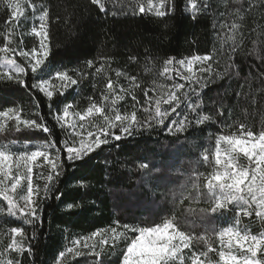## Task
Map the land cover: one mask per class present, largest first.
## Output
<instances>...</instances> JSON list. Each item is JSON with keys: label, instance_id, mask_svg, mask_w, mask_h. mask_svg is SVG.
I'll use <instances>...</instances> for the list:
<instances>
[{"label": "snow or ice", "instance_id": "6c2138e0", "mask_svg": "<svg viewBox=\"0 0 264 264\" xmlns=\"http://www.w3.org/2000/svg\"><path fill=\"white\" fill-rule=\"evenodd\" d=\"M0 2L6 13L4 31L0 32V220L11 218L15 225L0 241V264H35L36 246L43 235L37 226L42 227L44 208L50 206L47 201L60 200L63 195L61 177L77 162L86 166L105 152L108 155L96 167L106 182L116 179L113 174L118 167L131 163L127 170L138 175L131 196L147 200L149 194L155 198L156 189L161 190L158 200L150 201L158 219L150 224L116 219L107 228L72 239L58 251L53 264H264V128L254 131L243 122L230 125L233 107L223 97H209L211 103L205 102L213 85L224 87L220 81L240 77L244 60L249 61L248 74L232 100L255 105L264 101V25L257 23L246 35L239 22L253 9L264 10V0H247L246 8L241 0L225 3V11H218L221 19L212 25L220 48L164 58L158 78L166 83L154 82L151 88L142 87L137 75L121 69L114 70V80L111 57L88 58L74 47H65L61 61L56 62L57 54L50 46L54 21L49 4L43 0ZM78 7L87 11L89 21L92 16L102 20L148 17L162 23L164 29L178 11L198 23L212 9L208 0H184L182 9L177 0H87ZM228 16L234 19L229 22ZM30 19L32 27L26 31L24 24ZM60 20L56 15L55 21ZM221 30L226 32L221 35ZM25 36L33 38L30 48L25 47ZM217 53L226 58L222 71ZM139 55L130 54L128 60L136 63ZM143 55L147 61L153 53ZM16 56L22 62L11 59ZM121 78L126 83H120ZM253 78L261 86L259 99L242 91L245 83L253 87ZM85 82L91 84L93 94L86 97L87 107L81 109L79 101L73 98L68 102V96ZM136 89H141L142 98ZM20 90L36 105V119L26 118L9 99ZM37 95L47 100L55 122L52 127L39 111ZM129 97L130 109H122L121 102ZM211 126H217V132L208 134L209 146H200L193 166L184 171L176 167L180 156L195 147L192 138ZM231 127L237 131H226ZM153 132L165 137L163 143L156 141V148H145L124 161L112 155L114 151L122 153L130 138L144 133L151 137ZM38 138L43 142L31 148L27 144L16 147L21 140ZM161 150L167 159L157 161ZM34 176L43 180L42 187ZM181 178L179 194L173 192L169 201V186ZM90 179L78 178L77 187L85 197ZM67 207L83 210L85 206L69 203ZM244 217L258 221L261 229L254 233L243 223Z\"/></svg>", "mask_w": 264, "mask_h": 264}, {"label": "trees", "instance_id": "16d2710c", "mask_svg": "<svg viewBox=\"0 0 264 264\" xmlns=\"http://www.w3.org/2000/svg\"><path fill=\"white\" fill-rule=\"evenodd\" d=\"M49 4L53 21L50 24V46L55 56L56 62H60L62 57L60 53L65 47H74L82 55L88 58L107 56L111 57V72L112 78L115 80V69H121L131 75H137L142 87L151 88L155 82L160 84L158 72L162 67V60L168 56H175L182 58L189 54H204L205 51H211L213 46L220 48V40L216 38V31L212 25L217 23L221 18L218 16V11H225L224 4H233L235 0H208L212 5V9L207 16L200 18L198 23L185 19L181 11L176 13V18L168 20L169 27L164 29L163 24L150 20L148 17L141 19L140 17L120 16L118 18L109 17L107 20L98 19L92 16L91 21L87 19L88 13L85 9L78 7L84 5L87 0H43ZM132 2V0H128ZM180 8H183L184 0H177ZM241 5L246 8L247 0H241ZM240 6V5H237ZM264 10L253 9L250 14H245L243 21H239L243 25L245 34H248L250 27H255L257 23L264 25V19L261 18ZM60 15L61 20L56 22L55 16ZM6 13L0 2V32L4 31V21ZM228 21L231 22L234 17L228 16ZM85 25H87L85 27ZM32 21L24 24V30H30ZM258 31H261L258 29ZM162 32H166V37H162ZM226 30H221V35ZM255 38V34H252ZM197 43H190L193 40ZM25 47L32 46L33 38L25 36ZM0 46H3V40L0 38ZM248 47L251 48V43L248 42ZM146 51L153 53L152 57L146 61L143 53ZM130 54H140L136 63H131L128 60ZM217 58L220 60L219 70H223L226 58L221 57L217 53ZM17 63L22 62V58L16 56L11 57ZM249 61L244 60V68L240 77L235 75L231 80L220 81L219 83L224 87H217L213 85L208 91V97L205 98L206 103H211V98L223 97L224 102L231 103L233 107V115L228 120L231 125L235 122L236 125L243 122L254 131H259L264 128V101L255 104L237 103L232 100L235 91L240 90L239 84L243 83V77L247 76V64ZM120 83H126L122 78ZM250 83L253 87L250 89L249 85L245 83L243 92H252L257 95L259 99L260 85L254 78ZM98 87H102L98 85ZM80 93V95H77ZM91 84L85 82L81 89H76L68 96V102H72L73 98L79 101V108L87 107L86 97L92 95ZM138 98H142L143 92L141 89H136ZM9 99L14 101L16 106L20 107L22 115L26 118L36 119V105L32 102L29 95L20 90L13 92ZM36 99L40 101L39 111L52 127L55 123L49 115L47 107V100L42 95H37ZM243 99V98H242ZM123 107L130 109V97L126 101L121 102ZM62 107V105H61ZM71 118H73L70 114ZM71 120V119H70ZM226 131L236 132V127L226 129ZM56 134L62 139L63 134L59 128L55 129ZM217 126L206 127L203 134H200L193 139L195 147L191 148L187 153L180 156L176 162V167L182 171L190 169L193 166L194 158L201 150V145L209 146L208 134L216 133ZM40 134H37L39 136ZM11 138V137H10ZM164 142L163 134L157 136L153 132L149 137L144 133L141 137L129 139L127 144H124V151L117 154L113 152V156L120 161L130 159L139 151L147 148H156V141ZM42 139L21 140L16 145L19 148L22 144H27L30 148L34 144L42 143ZM214 143V141H213ZM156 157L157 161L167 159L163 154ZM108 155L103 153L98 159L88 162L86 166H80L77 162L73 167L66 169L65 175L61 177L59 184L60 191L63 193L60 200L50 199L43 212V224L37 226V230L41 231L43 235L36 246V262L35 264H53L55 255L59 250H62L72 239L80 236H86L92 231L101 228H107L113 225L116 219H120L121 223H137L150 224L158 219L155 214L150 201L157 199L160 196V189H156L157 197L153 198L151 194L147 200L143 197H133L129 194L130 189L134 190L136 187L138 175L129 172L127 169L132 167L129 163L126 168H117L116 173L113 174L116 179L111 182H106L103 173L96 167L98 163H102V157ZM247 164V161H243ZM203 171V168H201ZM35 171V170H34ZM123 173V175H120ZM82 176L91 177L90 191L85 197L83 190L77 187L79 183L78 178ZM34 180L43 186V180L34 176ZM184 182L181 178L175 184L169 186L168 199L171 201L172 193L179 194L180 185ZM94 202V203H93ZM80 204L84 205V209L72 208L69 209L67 205ZM243 223L249 225L250 229L255 233L261 229L258 221L250 222L248 217L243 218ZM11 226H15L9 220H0V241L6 239V231ZM26 230L32 231L30 227L26 226ZM2 247V244H0ZM83 261V258H78ZM113 259H115L113 257Z\"/></svg>", "mask_w": 264, "mask_h": 264}, {"label": "rangeland", "instance_id": "374dc122", "mask_svg": "<svg viewBox=\"0 0 264 264\" xmlns=\"http://www.w3.org/2000/svg\"><path fill=\"white\" fill-rule=\"evenodd\" d=\"M161 83H166V82L163 81V80L161 79V80H160V84H161ZM151 94H152V93L150 92V95H151ZM70 119L73 120V118L69 117V120H70ZM71 120H70V121H71Z\"/></svg>", "mask_w": 264, "mask_h": 264}]
</instances>
